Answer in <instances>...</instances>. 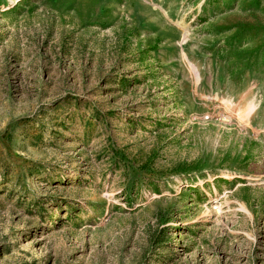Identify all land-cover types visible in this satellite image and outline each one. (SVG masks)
Instances as JSON below:
<instances>
[{"label": "rangeland", "instance_id": "1", "mask_svg": "<svg viewBox=\"0 0 264 264\" xmlns=\"http://www.w3.org/2000/svg\"><path fill=\"white\" fill-rule=\"evenodd\" d=\"M259 94L264 0H0V264H264Z\"/></svg>", "mask_w": 264, "mask_h": 264}, {"label": "crops", "instance_id": "2", "mask_svg": "<svg viewBox=\"0 0 264 264\" xmlns=\"http://www.w3.org/2000/svg\"><path fill=\"white\" fill-rule=\"evenodd\" d=\"M251 102L256 104V109L252 114L253 125L261 135L264 133V94H259Z\"/></svg>", "mask_w": 264, "mask_h": 264}, {"label": "built area", "instance_id": "3", "mask_svg": "<svg viewBox=\"0 0 264 264\" xmlns=\"http://www.w3.org/2000/svg\"><path fill=\"white\" fill-rule=\"evenodd\" d=\"M209 100H210V103L214 106V109H217V108H219V107H215L216 106V104H215V101H218L216 98H209ZM224 118L226 117L225 116V114L223 113V114H221ZM204 119H205V121H209V120H212L213 119V115L212 114H210V113H207V115H205V117H204ZM219 120H222L221 118H219ZM224 120V119H223ZM224 121H226V119L224 120Z\"/></svg>", "mask_w": 264, "mask_h": 264}]
</instances>
